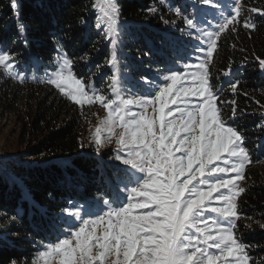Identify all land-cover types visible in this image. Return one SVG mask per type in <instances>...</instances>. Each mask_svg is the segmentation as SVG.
<instances>
[{
	"label": "snow or ice",
	"instance_id": "snow-or-ice-1",
	"mask_svg": "<svg viewBox=\"0 0 264 264\" xmlns=\"http://www.w3.org/2000/svg\"><path fill=\"white\" fill-rule=\"evenodd\" d=\"M201 2L220 8L217 0ZM231 2L235 6L228 15L220 12L222 19L215 25V31L199 27L201 21L195 15L184 16L179 8L174 10L183 16L186 28L182 33L192 36L191 30H195L199 33L198 40L206 38L207 47L195 48L202 54L196 57L197 63H185L184 71L166 68L168 74L162 82L151 81L149 91L139 96L125 98V79L119 61L121 10L117 0H95L92 5L102 13L103 24L98 17V27H103L112 45L107 60L112 76L106 89H97L91 82L77 78L72 70L74 61L57 42L59 66L51 74L46 73V82L81 107L99 104L103 108L105 114L97 117L90 139L99 152L105 142L111 143L115 138L118 150L115 159L135 170L128 182L136 186L129 190L125 184L127 203L117 194L103 200L107 211L102 215L85 212L95 217L91 219H84L80 208L69 201V207L64 209L68 220L76 218L82 223L70 235L67 231L59 233L57 242L44 245L45 250L37 254L38 261L43 264H250L249 246L237 235V222L241 218L238 198L246 191L240 182L245 179L252 160L244 146V136L236 127L229 126L234 123L236 109L233 107L228 120L223 118L217 104L219 89L212 87L208 70L218 38L229 26L235 31L234 25L243 11L240 0ZM11 7L18 9L15 0ZM244 26L255 27L247 20ZM19 27L23 35V25ZM259 63L264 68V59ZM0 67L11 78L21 82L26 78L25 73L15 70L19 68L16 56L3 49H0ZM236 87V83L231 84L233 91ZM133 106L136 111L132 110ZM259 127L264 128V124ZM119 171L127 175V170ZM98 205L99 199L90 207ZM59 235L65 238L60 239ZM10 264L17 262L13 260Z\"/></svg>",
	"mask_w": 264,
	"mask_h": 264
},
{
	"label": "trees",
	"instance_id": "trees-1",
	"mask_svg": "<svg viewBox=\"0 0 264 264\" xmlns=\"http://www.w3.org/2000/svg\"><path fill=\"white\" fill-rule=\"evenodd\" d=\"M15 2L18 9L14 10L12 0H0V49L14 54L22 62L20 68L25 66V61L31 67L29 70H33L32 58L23 54L25 50L48 62L57 52L59 42L74 61L73 68L78 74L84 69L92 71V75L103 73L96 60H105L106 45L105 37L93 21L95 0ZM117 3L121 10L119 18L127 22V33L120 36L127 60L143 55V61L145 53L164 49L166 54L160 62L181 61L188 56L186 47L194 46L195 41L189 44V37L182 38L168 28L182 23L183 16L174 10L182 8L200 21L206 15L202 9L191 8L190 0L165 3L117 0ZM240 3L243 11L234 25L235 31L229 26L218 38L208 70L212 87L219 89L217 104L223 118L228 120L233 107L236 109L234 123L229 126L236 127L244 136V146L252 160L245 179L240 182L246 191L238 198L241 218L237 222V235L249 246L250 264H264V228L261 227L264 225V128L259 127L264 124V68L259 63L264 59V0H240ZM252 8L260 11L251 12ZM246 20L255 27L246 28ZM21 24L23 35L19 30ZM85 56L89 61L82 59ZM232 83L237 84L235 91ZM0 97L6 99L3 104L11 107L10 111L15 110V103L24 100L22 110L26 116L22 120V133L27 142L20 158L7 167L22 185L0 173V233L11 234H0V264H10L13 260L17 264H35L36 245L57 238L59 231L56 232L54 217L67 202L81 198L79 189L93 199L100 196L110 199L114 178L111 169L94 156L93 148L85 146L83 107L70 101L54 85L2 78ZM23 189L29 199L20 197Z\"/></svg>",
	"mask_w": 264,
	"mask_h": 264
},
{
	"label": "rangeland",
	"instance_id": "rangeland-1",
	"mask_svg": "<svg viewBox=\"0 0 264 264\" xmlns=\"http://www.w3.org/2000/svg\"><path fill=\"white\" fill-rule=\"evenodd\" d=\"M219 1L220 2H218V4L220 5V8L214 9L208 5H204L201 2V0H190V2L192 3L191 8L194 6L195 8H197V11H199V9H202L206 14L202 16L203 18L201 23L199 24V27L210 31L217 30L215 28V25L218 24L222 19V17L220 16V12H223L224 15H228L230 9L235 6L234 4H232L231 0H219ZM180 10L183 14H185V16H192L189 15V13L186 14V10L182 8H180ZM98 17L100 18V23L103 24L102 13H100L96 9L95 15L93 16V21L96 24V29L98 31H101L103 36L105 37V42L103 43L106 45L103 51L104 53H106L105 60L103 58H98V60H96V64L99 65L100 67L99 69L100 70L103 69L102 70L103 73L100 71L99 73L92 75V71L89 70L86 71V69H84L82 71L84 72L83 74H81L82 72L78 74L76 69L73 68L72 70L74 74H76L77 78H82L86 83L91 82L94 85V87L97 89H106L108 84L110 83V78L112 76V68L110 65L107 64V60L110 58L112 45L110 39L106 37L103 27H98ZM181 21H182L181 24L179 23H177L176 25L173 24L170 25L168 28L174 29L173 33L178 34L182 38L189 37L188 40L189 44L192 41H195L194 46H191L190 44V46L188 45L189 47H186L187 49L186 51H188V56H186L181 61L180 60L175 61L174 59H169L167 62L166 60L160 62V58H164L166 54L164 49L158 50L154 54L150 52L147 53V55L144 54L145 55L144 58H146V60L143 61L148 62L147 60H150L147 64L143 63L142 61L143 55H141L140 58L133 57L131 58V60H127L126 59L127 52L121 48L123 41L120 40L121 43L119 44V49H120L119 61H120L122 74L125 79V83H124L125 98L146 94L151 87V83H150L151 81H154L156 84H160L162 82L163 76L168 74L166 68H171L172 70L184 71L183 65L185 63L195 64L198 62L196 57L202 54L197 53L195 51V48L201 45H203L206 48L207 47V44L205 42L206 38L201 37L198 40L196 37L199 35V33H197L195 30H191L193 32L192 36H188L182 33L181 30L185 29L186 25L184 24L183 19H181ZM119 22H120V28L122 29L120 33L121 36L124 32H126L125 28L127 22L121 18H119ZM158 44L159 46L164 45L161 43ZM171 50L174 49L172 48ZM23 54H26L28 58L29 57L32 58L33 70L32 71L29 70V68L31 67H29L25 61H23L25 65L24 67L22 66L20 68L19 65V68L15 70L25 73L26 78L24 80L33 82V85L48 84L46 82L47 80L46 73L51 74L53 71H55L56 67L59 66V60H58L59 50H57V52L53 55L51 61L48 62L43 61L38 57H35L33 54H30V51L28 49L25 50ZM98 56L99 55H97V57ZM24 60L27 61V59ZM36 61H40V63L37 64ZM35 67H38V69L35 70ZM5 77H8V75L4 74L3 68L0 67V82L2 81V78L9 79L13 82L17 81V79L15 78H11V77L5 78ZM141 77H145L146 79H141ZM107 94L111 95L110 93ZM5 100L6 99H4L3 97H0V173L3 177L4 176L7 177L9 181L16 183L18 186H21L22 185L21 181L14 175H12L7 167H10L13 163L17 161L18 158H20L21 153L25 150L27 146L26 138L24 137V133H22V124H23L22 120L26 116V112L23 111L22 108L23 105H25V103L23 99L19 100L18 103L14 104L15 110L10 111L9 108L11 107H5L3 104V101ZM83 109H84L83 121L85 122V125L82 136L84 138L85 146L92 147L94 156L98 160L102 161L107 166L106 168L108 170L111 169V178H114V184L110 185V189H113V196L119 194L120 196H122L123 202L127 203L128 192L125 191V184H127V188L129 190L132 187L136 186L135 183L128 182V177L131 176L135 172V170L130 169V166L123 165L122 161L115 159L116 155L118 154L115 138H113L111 143L105 142L104 145L101 147L100 151L97 152L96 147L94 143L91 141L90 137L92 131L94 130L97 124V117L103 116L105 113L103 108L99 104H94L92 106L85 105L83 106ZM132 110L136 111L137 108L133 106ZM119 170H127V175L125 174L124 171H119ZM136 175L140 176L141 174L136 173ZM118 177H120L119 180ZM78 194H80L81 198L78 199L76 198L72 200V202L80 208L81 215L83 216L84 219L95 218L94 216L85 215L84 213L87 211L96 212L97 214L100 215H102L104 212L107 211V208L103 207V200L109 199L106 196H100L99 197L100 205L93 208L90 206L97 199H93L92 196H90L89 194H84V191H82V189H79ZM28 196L29 195L26 193L24 189L21 190L20 197L22 199H29ZM113 196L111 198H113ZM119 206H123V205L120 204ZM68 207H69V202H67L65 208ZM65 208L60 210L57 216L54 217V222L56 223V228H57L56 232L59 231V233H63L67 231L68 234L70 235V231H74L76 228H78L82 223V221L76 218H72L69 221L68 213L64 212ZM70 225L72 226L70 227ZM2 232H4L3 233L4 235L11 236L9 232L1 231L0 234H2ZM59 238L63 239L65 237L63 235H59ZM55 242H57V238L48 240L47 242L41 244L40 246L36 245L37 250L35 251L34 263L38 261V255H37L38 252L45 250L43 246L47 245L48 243H55ZM32 246H35V244H32ZM38 264H43V261H38Z\"/></svg>",
	"mask_w": 264,
	"mask_h": 264
}]
</instances>
